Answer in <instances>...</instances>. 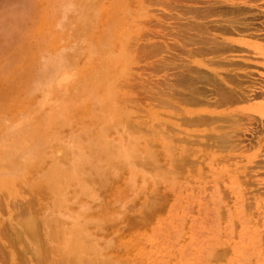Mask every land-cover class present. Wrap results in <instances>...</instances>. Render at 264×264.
<instances>
[{"label": "rangeland", "instance_id": "1", "mask_svg": "<svg viewBox=\"0 0 264 264\" xmlns=\"http://www.w3.org/2000/svg\"><path fill=\"white\" fill-rule=\"evenodd\" d=\"M77 233L78 264H264V0H0V264Z\"/></svg>", "mask_w": 264, "mask_h": 264}, {"label": "bare ground", "instance_id": "2", "mask_svg": "<svg viewBox=\"0 0 264 264\" xmlns=\"http://www.w3.org/2000/svg\"><path fill=\"white\" fill-rule=\"evenodd\" d=\"M210 4V3H209ZM215 4H216V2H215ZM236 4V3H235ZM211 5V4H210ZM212 5H214L213 3H212ZM221 5V4H220ZM222 5H224L223 3H222ZM246 5V4H245ZM214 6H216V5H214ZM219 6V5H218ZM218 6H216V7H218ZM229 6V5H228ZM237 6V5H236ZM247 6V5H246ZM226 7H227V5H226ZM243 7V6H242ZM207 8H209V7H207ZM215 7H213V9H214ZM232 8V7H231ZM235 8V7H234ZM237 8V7H236ZM236 8H235V10H236ZM245 9H246V7H244ZM249 8V7H248ZM248 8H247V10H248ZM211 9H212V7H211ZM212 9V10H213ZM239 9V8H238ZM243 9V8H242ZM231 10V9H230ZM240 10H241V8H240ZM250 10V9H249ZM207 33V32H206ZM194 41V40H193ZM216 43V42H215ZM216 47V46H215ZM227 78V77H226ZM225 78V79H226ZM232 79H233V77H232ZM215 81H217V80H215ZM228 81H232V80H230V79H228ZM219 83V82H218ZM217 85V84H216ZM220 86H222V85H220ZM226 86V85H225ZM225 86L223 85L222 87H223V89L225 88ZM222 87L220 88V92L222 93V94H224V95H222L221 93V97H223V96H225L226 95V93H224V91L225 90H227L226 88L223 90L222 89ZM219 88H217V90L219 89ZM231 89V88H230ZM234 89V88H233ZM219 94V95H220ZM227 97V96H226ZM222 99V98H221ZM222 100H224V99H222ZM92 151V153L90 154L91 155V158H93V157H95L96 156V158H98V157H101V156H105L106 155V152L108 151V150H106L105 148H98L97 146H96V144L94 145V147H93V149L91 150ZM40 156V155H39ZM38 156V158H40ZM71 157H72V155H71ZM42 159V158H41ZM71 159V158H70ZM73 159V158H72ZM45 160V159H44ZM65 160V159H64ZM70 161V160H69ZM86 162V161H85ZM71 163V162H70ZM74 163V162H73ZM54 165V164H53ZM85 165H87V163L85 164ZM56 166V165H55ZM89 166V165H88ZM57 167V166H56ZM72 167H73V165H72ZM75 167V166H74ZM73 167V168H74ZM82 167V166H81ZM80 168V167H79ZM85 169V168H84ZM89 169V168H88ZM92 169V168H91ZM49 170V169H48ZM55 170H56V168H55ZM59 170L61 171V169L59 168ZM74 170V169H73ZM66 171V170H65ZM86 171V170H85ZM91 171V170H90ZM50 172V171H49ZM53 172V171H52ZM59 172V171H58ZM86 172H88V170L86 171ZM63 173V172H62ZM74 174H75V172H73ZM78 173V172H77ZM91 173V172H90ZM66 174V173H65ZM76 175V174H75ZM92 175V174H91ZM90 175V176H91ZM58 175H55V177H56V179H58V177H57ZM89 180V179H88ZM88 180H86V181H88ZM91 184H92V182H91ZM50 223V222H49ZM52 223L53 222H51V224H49L50 226H52V228H53V231L51 232V233H49V234H51V235H53V236H55L56 235V233H58V231H56V230H59V227L60 226H57V224L55 223V221H54V223H55V227H54V223H53V225H52ZM14 226V225H13ZM40 225L38 226V223L37 222H35L34 220H30L29 222H27V226L25 227L26 228V230H27V232L31 235V238H33L32 240L33 241H35L37 244H38V246H39V248L41 249V253H42V257H44L45 256V252L47 253L49 250H48V247H46V245H45V247H44V242H43V240H42V242H41V236H42V234L40 235ZM56 228H58V229H56ZM81 232V231H80ZM59 234V233H58ZM28 235V234H27ZM60 235V234H59ZM74 235V234H73ZM56 236H58V235H56ZM87 241H89V240H86V238H82L81 236H79V234L77 233V234H75L74 235V238L73 239H70V240H67L66 241V243H65V247L64 248H62L63 250H62V256H63V260L62 261H64V263H65V261L68 263V264H78L77 262H79L81 259H82V252H84L85 250H87ZM43 245V246H42ZM56 252V251H55ZM39 253V252H38ZM42 257H40L39 258V255H38V261H40L39 259H41V261H40V263H43V261H44V263L43 264H45V261H47V258H42ZM48 257V256H47ZM48 258H50V256L48 257ZM42 259H44V260H42ZM46 259V260H45ZM37 260V259H36ZM59 260V259H58ZM57 260V261H58ZM61 261V260H60ZM82 261H83V259H82ZM37 262V261H36ZM39 263V262H38ZM37 263V264H38ZM39 263V264H40ZM57 263H59V262H57ZM60 264V263H59Z\"/></svg>", "mask_w": 264, "mask_h": 264}]
</instances>
